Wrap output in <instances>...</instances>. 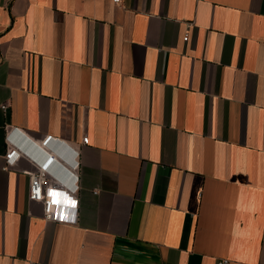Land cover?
I'll list each match as a JSON object with an SVG mask.
<instances>
[{
    "label": "crops",
    "instance_id": "1",
    "mask_svg": "<svg viewBox=\"0 0 264 264\" xmlns=\"http://www.w3.org/2000/svg\"><path fill=\"white\" fill-rule=\"evenodd\" d=\"M224 260L264 264V0H0V264Z\"/></svg>",
    "mask_w": 264,
    "mask_h": 264
},
{
    "label": "built area",
    "instance_id": "2",
    "mask_svg": "<svg viewBox=\"0 0 264 264\" xmlns=\"http://www.w3.org/2000/svg\"><path fill=\"white\" fill-rule=\"evenodd\" d=\"M116 3H119L121 0H114ZM187 38V36H186ZM2 108L7 109V104H2ZM11 133L12 129L8 132L10 134L8 136V143L9 148L6 152V160L7 165L5 168H8L11 166L21 155V152H26L19 147H17L13 140L11 139ZM10 137V139H9ZM55 137L53 135H46L41 140L42 146H50V144L54 141ZM89 137L85 135L83 137V142L88 143ZM79 150H76L75 159L73 162H71L72 168L74 170L78 169L79 167ZM28 156H30L36 163L37 166L34 170L29 171L30 174V189H29V198L30 199H36L40 200L42 199L45 202V215L47 219H55L57 216L54 212V202H53V196L50 192H48L52 188V181L54 180L53 176L50 173V168L52 166V163L57 157L55 155H50V157L46 160L44 158L43 160H38L36 156L31 154L30 152H26ZM70 193L75 194L78 189V179L76 178V183L74 185L69 186ZM220 264H228L227 260L221 261Z\"/></svg>",
    "mask_w": 264,
    "mask_h": 264
},
{
    "label": "bare ground",
    "instance_id": "3",
    "mask_svg": "<svg viewBox=\"0 0 264 264\" xmlns=\"http://www.w3.org/2000/svg\"><path fill=\"white\" fill-rule=\"evenodd\" d=\"M21 154H23V155H25V156L28 157V154H27L26 152H21ZM30 158H31V157H30ZM48 158H49V157H48ZM48 158H47V159H48ZM31 159H32V158H31ZM47 159H46V160H47ZM32 160H33V159H32ZM33 161H34V160H33ZM34 162H35V161H34Z\"/></svg>",
    "mask_w": 264,
    "mask_h": 264
},
{
    "label": "rangeland",
    "instance_id": "4",
    "mask_svg": "<svg viewBox=\"0 0 264 264\" xmlns=\"http://www.w3.org/2000/svg\"><path fill=\"white\" fill-rule=\"evenodd\" d=\"M21 155H23V154H21ZM28 157H30V156H28Z\"/></svg>",
    "mask_w": 264,
    "mask_h": 264
}]
</instances>
